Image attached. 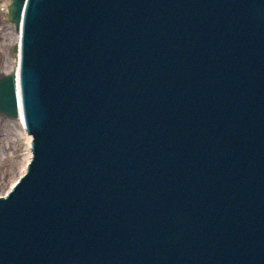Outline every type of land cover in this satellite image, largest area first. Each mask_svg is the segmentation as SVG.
Returning <instances> with one entry per match:
<instances>
[{
  "label": "water",
  "instance_id": "1",
  "mask_svg": "<svg viewBox=\"0 0 264 264\" xmlns=\"http://www.w3.org/2000/svg\"><path fill=\"white\" fill-rule=\"evenodd\" d=\"M25 170L0 264H264V0H10Z\"/></svg>",
  "mask_w": 264,
  "mask_h": 264
},
{
  "label": "rangeland",
  "instance_id": "2",
  "mask_svg": "<svg viewBox=\"0 0 264 264\" xmlns=\"http://www.w3.org/2000/svg\"><path fill=\"white\" fill-rule=\"evenodd\" d=\"M10 0H0V75L7 60L10 73L18 62V54L12 51L17 35L6 15ZM21 124L16 118L0 114V195L4 194L21 175V162L27 154V142L20 133Z\"/></svg>",
  "mask_w": 264,
  "mask_h": 264
},
{
  "label": "bare ground",
  "instance_id": "3",
  "mask_svg": "<svg viewBox=\"0 0 264 264\" xmlns=\"http://www.w3.org/2000/svg\"><path fill=\"white\" fill-rule=\"evenodd\" d=\"M7 6V5H6ZM16 35H17V43L19 42V33L18 32H16ZM15 69H17V63H16V65H15V67H14V69L12 70V71H14ZM8 70H9V65H8V62H7V60H5V64H4V69H3V71H4V73L3 74H8L7 72H8ZM18 120H19V122H20V124H21V127H20V133H21V135L23 136V138L25 139V141L27 142V154H25L24 155V157H23V159H22V162H21V171H20V173L22 174L23 173V171L25 170V167H26V164H27V162L29 161V159H30V156H31V152H30V149H29V142H30V139H31V136L30 135H28L27 133H26V131H25V129H24V126H23V122H22V119L21 118H17ZM16 181V180H15ZM14 181V182H15ZM14 182L12 183V184H14ZM11 187V186H10ZM9 187V188H10Z\"/></svg>",
  "mask_w": 264,
  "mask_h": 264
}]
</instances>
